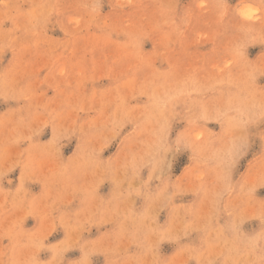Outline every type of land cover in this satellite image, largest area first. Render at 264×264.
Masks as SVG:
<instances>
[{
  "label": "rangeland",
  "instance_id": "1",
  "mask_svg": "<svg viewBox=\"0 0 264 264\" xmlns=\"http://www.w3.org/2000/svg\"><path fill=\"white\" fill-rule=\"evenodd\" d=\"M0 264H264V0H0Z\"/></svg>",
  "mask_w": 264,
  "mask_h": 264
}]
</instances>
